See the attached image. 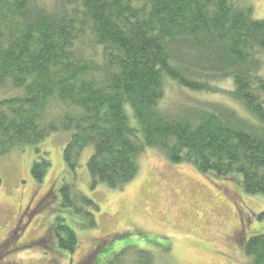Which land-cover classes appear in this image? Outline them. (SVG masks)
I'll return each mask as SVG.
<instances>
[{
  "label": "trees",
  "instance_id": "16d2710c",
  "mask_svg": "<svg viewBox=\"0 0 264 264\" xmlns=\"http://www.w3.org/2000/svg\"><path fill=\"white\" fill-rule=\"evenodd\" d=\"M252 14L235 0H0V157L33 147L30 174L41 183L51 164L38 145L66 133L73 175L92 148V188H123L152 149L264 195V20ZM170 86L180 96L166 101ZM58 193L75 228H96L93 200L73 183ZM52 230L72 253L77 235L65 218ZM134 250L106 264H155ZM244 251L264 264V233Z\"/></svg>",
  "mask_w": 264,
  "mask_h": 264
},
{
  "label": "rangeland",
  "instance_id": "374dc122",
  "mask_svg": "<svg viewBox=\"0 0 264 264\" xmlns=\"http://www.w3.org/2000/svg\"><path fill=\"white\" fill-rule=\"evenodd\" d=\"M236 1L251 6L254 19L264 20V0ZM176 91L170 86L166 101L178 98ZM236 107L240 116L254 120ZM68 136L54 134L38 145L51 164L41 183L30 174L33 147L0 157V264H106L117 252L134 253L135 247L152 253L155 264H252L244 245L264 233V195L245 194L239 176L203 175L191 164L172 165L147 149L132 182L116 190L102 183L92 188L87 168L92 148L82 153L73 175L62 158ZM62 182L73 183L97 204L96 228L74 227L60 207ZM56 216L77 235L72 253L52 237Z\"/></svg>",
  "mask_w": 264,
  "mask_h": 264
}]
</instances>
